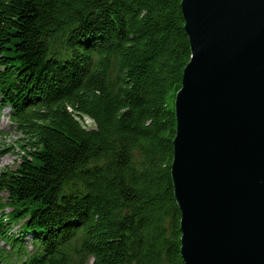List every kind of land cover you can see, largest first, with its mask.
Segmentation results:
<instances>
[{"label": "trees", "instance_id": "16d2710c", "mask_svg": "<svg viewBox=\"0 0 264 264\" xmlns=\"http://www.w3.org/2000/svg\"><path fill=\"white\" fill-rule=\"evenodd\" d=\"M190 58L181 0H0V107L25 141L0 172V264H185L171 165Z\"/></svg>", "mask_w": 264, "mask_h": 264}, {"label": "water", "instance_id": "95a60500", "mask_svg": "<svg viewBox=\"0 0 264 264\" xmlns=\"http://www.w3.org/2000/svg\"><path fill=\"white\" fill-rule=\"evenodd\" d=\"M171 176L185 264H264V0H181Z\"/></svg>", "mask_w": 264, "mask_h": 264}, {"label": "rangeland", "instance_id": "374dc122", "mask_svg": "<svg viewBox=\"0 0 264 264\" xmlns=\"http://www.w3.org/2000/svg\"><path fill=\"white\" fill-rule=\"evenodd\" d=\"M12 111L8 107H0V146L12 147L13 150L9 154H5L1 158L0 172L2 169H14L21 162V156L25 150L20 148L19 140L24 143V134L18 128L17 124L11 118ZM8 209L7 211H9ZM18 229V226H16ZM28 244H31V235L26 234ZM6 246L4 242L0 241V247Z\"/></svg>", "mask_w": 264, "mask_h": 264}]
</instances>
